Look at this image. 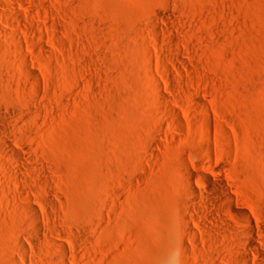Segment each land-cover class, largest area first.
I'll return each mask as SVG.
<instances>
[{
  "label": "rangeland",
  "instance_id": "obj_1",
  "mask_svg": "<svg viewBox=\"0 0 264 264\" xmlns=\"http://www.w3.org/2000/svg\"><path fill=\"white\" fill-rule=\"evenodd\" d=\"M28 7L44 35L0 21V264H260L264 0Z\"/></svg>",
  "mask_w": 264,
  "mask_h": 264
},
{
  "label": "bare ground",
  "instance_id": "obj_2",
  "mask_svg": "<svg viewBox=\"0 0 264 264\" xmlns=\"http://www.w3.org/2000/svg\"><path fill=\"white\" fill-rule=\"evenodd\" d=\"M6 1V0H5ZM8 2H12L14 5H16V7L15 8H19L20 10H22V12L21 11H16L15 12V10H14V14H13V17L11 18V19H8L7 17H6V14H5V9H3L1 6H0V21H1V23H2V25H4V26H8L9 28H12V30H13V28L15 27V28H17L18 30H20L21 32H23L26 28H29L30 27V30L32 29V30H34V29H37L38 31V33L40 32V33H43L44 31H43V29L45 30V28L46 27H44L42 24H41V22L43 23V21H41L40 22V19H39V17H38V14H37V11L36 10H32L31 9V7H28V6H33V4L34 3H37V0H7ZM41 1H43V0H41ZM40 2V1H39ZM38 2V3H39ZM28 3H30V5L28 4ZM33 3V4H32ZM41 3V2H40ZM43 3V2H42ZM32 4V5H31ZM36 5V4H35ZM33 8V7H32ZM13 11V10H12ZM24 22H27V24H28V26L26 27L23 23ZM51 25H53V24H51ZM46 26V25H45ZM53 28H54V26H53ZM16 29V30H17ZM55 29V28H54ZM16 30H14V31H16ZM29 30V29H28ZM27 29L25 30L26 32H28V35L29 34H31V33H33V32H31L30 30V32L28 31ZM46 31V30H45ZM26 32H24V34H23V36L26 34L27 35V33ZM35 32V31H34ZM0 33H2V29H1V27H0ZM34 34V33H33ZM2 35H4V34H2ZM32 35V34H31ZM43 35H44V33H43ZM48 35V34H47ZM11 36V35H10ZM26 37H28V36H26ZM16 41H17V39H16ZM15 47V46H14ZM21 48V47H20ZM3 146V145H2ZM5 146V147H4ZM4 148L6 149V146H7V144L5 143L4 144ZM8 147V146H7ZM9 148V147H8ZM7 148V150H8V152L11 154V149L12 148H9L10 149V151H9V149ZM5 149H3V150H5ZM15 150H13V153H14V156L16 157V159H17V161H18V163H20L21 164V166L25 169V168H27L25 165H24V162L22 161V156H20V154H18V153H16V152H14ZM26 170V169H25ZM189 176L191 177V178H193L194 177V174L193 173H190L189 174ZM34 179H35V176L33 177ZM223 182V181H222ZM222 182H217V183H215L214 184V189L211 191V193H206V194H201L200 193V191H198L197 189H195V188H192V187H190L189 188V194L192 196V201H193V204H194V206H196V209H199L200 210V213H202L203 215L204 214H206V212L205 211H203V209L201 210L200 209V207H199V204L197 203V202H195L196 201V198L198 199V198H200L201 200H202V198L203 199H205V200H207V201H209V202H211V204H212V209H213V207H215L217 204H218V201H220L219 199H220V197L218 198V195L219 194H221V193H223L224 195H226V196H229L230 194H229V191H228V188L226 187V185H225V187L223 186V184H222ZM227 188V189H226ZM230 190V189H229ZM48 191V190H47ZM231 193V192H230ZM218 194V195H217ZM215 196H217V197H215ZM228 199V198H227ZM226 199V200H227ZM214 204H213V203ZM199 203H200V201H199ZM208 203V202H207ZM192 204V205H193ZM210 204V203H209ZM51 205V204H50ZM213 205H215V206H213ZM47 206H49L48 204H47ZM45 207H46V204H45ZM50 208H52L53 207V205H51V206H49ZM206 208H207V206H206ZM205 208V209H206ZM208 209V208H207ZM222 209V208H221ZM221 209H219V208H215V209H213V210H207L211 215H210V217L212 216L213 218H215V219H221V216L223 215L222 213L224 212L223 210H222V212H221ZM29 210L32 212V213H34L33 215H34V217L32 218L33 219V221H35L36 223V226H37V228H36V235L40 238V237H42L43 238V227H42V225H41V222H40V220H39V215H37V213H36V209H34V207H29ZM49 210V209H48ZM198 210V211H199ZM197 211V210H196ZM246 211V210H245ZM46 212H47V210H46ZM208 212H207V214H208ZM247 212V211H246ZM246 212H243L242 214H241V218H242V222L243 221H245V220H243V218H245L246 219V223H247V220H248V218H250V216L248 217V215H247V213ZM49 213V212H48ZM47 213V214H48ZM197 213V212H196ZM254 214V213H253ZM256 215V214H255ZM198 216V215H197ZM226 216V215H225ZM203 217H205V215L203 216ZM203 217H202V220H203ZM207 217V216H206ZM254 217H256V216H254ZM192 218H193V216H192ZM213 218H212V220H213ZM222 218H224L223 216H222ZM200 219H201V215H200ZM206 219V218H205ZM250 220V219H249ZM252 220V219H251ZM250 220V221H251ZM31 221V220H30ZM200 221V220H199ZM214 221H216V220H214ZM220 221V220H219ZM222 221V220H221ZM223 221H224V219H223ZM198 222V221H197ZM206 222V221H205ZM196 223V222H195ZM222 223V222H221ZM225 223V222H224ZM249 223V222H248ZM251 223V224H250ZM249 224H250V227H249V225H248V228H249V230H248V236H247V238H245V239H243L244 241H246L245 242V244H247V246H249L251 249H253V251L255 252V254H256V256L258 257V259L261 261L260 262V264H263V261H264V252H263V250H261V248H260V246H258L259 244H258V242H260L259 241V239L258 240H256V238H254V236H253V234H254V232H258V236L260 237L261 235H259V234H262L264 231V229H262V227H261V225H259L258 226V224H254L253 222H250ZM199 224V223H198ZM200 224H203L202 222L200 223ZM216 224V223H215ZM213 225V224H212ZM203 226V225H202ZM204 226H205V224H204ZM207 226V225H206ZM199 227V226H198ZM209 227V226H208ZM203 227H201V230H203L202 229ZM207 228V227H206ZM210 228V227H209ZM212 228V227H211ZM247 228V227H246ZM213 229V228H212ZM246 233V232H245ZM244 233V234H245ZM45 234V233H44ZM256 234V233H255ZM244 237H245V235H243ZM20 237V236H19ZM264 237V236H263ZM24 239V238H23ZM258 241V242H257ZM31 242V244L35 247V245H37V243L34 241V240H31L30 241ZM263 245H261V242H260V245H261V247L263 246L264 247V239H263ZM19 243V248H18V255L20 256V258H21V260L24 262V264H27L28 263V260L31 258V256L33 255V254H31V252H30V250L28 249V247H26L25 245H23L21 242H18ZM30 244V245H31ZM61 249H62V252H63V254H64V256L66 257V255H67V249L65 248V247H60ZM34 249V248H33ZM32 250V249H31ZM248 254V253H247ZM247 254L246 255H244V256H242L243 257V259L244 260H246V258L249 256H247ZM64 257V258H65ZM33 259V258H32ZM243 260V261H244ZM33 262V261H32ZM29 264V263H28Z\"/></svg>",
  "mask_w": 264,
  "mask_h": 264
}]
</instances>
